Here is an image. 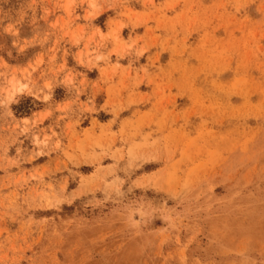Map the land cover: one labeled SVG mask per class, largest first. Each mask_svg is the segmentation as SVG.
<instances>
[{
	"label": "rangeland",
	"instance_id": "rangeland-1",
	"mask_svg": "<svg viewBox=\"0 0 264 264\" xmlns=\"http://www.w3.org/2000/svg\"><path fill=\"white\" fill-rule=\"evenodd\" d=\"M0 264H264V0H0Z\"/></svg>",
	"mask_w": 264,
	"mask_h": 264
}]
</instances>
